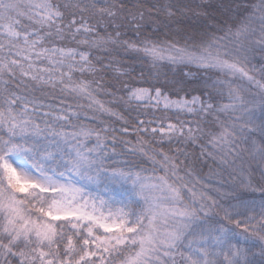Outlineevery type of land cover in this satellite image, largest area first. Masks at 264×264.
<instances>
[{
  "label": "snow or ice",
  "instance_id": "1",
  "mask_svg": "<svg viewBox=\"0 0 264 264\" xmlns=\"http://www.w3.org/2000/svg\"><path fill=\"white\" fill-rule=\"evenodd\" d=\"M0 264H264V0H0Z\"/></svg>",
  "mask_w": 264,
  "mask_h": 264
},
{
  "label": "trees",
  "instance_id": "2",
  "mask_svg": "<svg viewBox=\"0 0 264 264\" xmlns=\"http://www.w3.org/2000/svg\"><path fill=\"white\" fill-rule=\"evenodd\" d=\"M133 2H134V0H133ZM142 2L145 4V7H147L148 5L155 3L156 0H142ZM161 38H163V35L161 36ZM165 71H167V70L165 69ZM138 74H139V66H137V75ZM169 78H171V73H169ZM160 84L164 85V90L165 91H171L169 86L165 83V80H164L163 77H161ZM183 94L184 93H181V95H183ZM193 94H195V93H193ZM156 115H160V113L157 112ZM132 138L134 139V137H132Z\"/></svg>",
  "mask_w": 264,
  "mask_h": 264
}]
</instances>
